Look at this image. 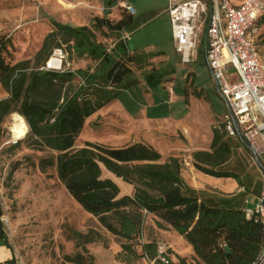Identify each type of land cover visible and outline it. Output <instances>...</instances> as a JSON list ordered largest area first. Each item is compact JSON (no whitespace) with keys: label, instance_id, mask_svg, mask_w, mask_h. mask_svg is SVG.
<instances>
[{"label":"trees","instance_id":"16d2710c","mask_svg":"<svg viewBox=\"0 0 264 264\" xmlns=\"http://www.w3.org/2000/svg\"><path fill=\"white\" fill-rule=\"evenodd\" d=\"M120 16L114 23L96 17L91 26L52 20L54 29L44 37L33 59L14 64L5 61L6 44L0 42V84L8 94L0 99V124L17 112L29 127L27 135L7 149H17L28 138L29 148L55 152L40 159V168H54L73 200L119 238L116 257L121 262L133 264L147 258L157 264H173L169 250L163 254L165 261H161L157 242L140 240L150 215L158 229L172 230L190 245L197 264H253L263 245L261 225L246 218L243 211L249 185L237 172L224 168L231 159L233 145L223 122L212 128L208 150L191 153L192 165L210 176L235 179L244 188L236 195L192 189L180 174L178 157L162 161L159 152L141 142L118 148L89 141L75 145L86 118L135 84L127 64L145 59L142 53H129L126 42L118 41L107 51L96 40L94 30L102 27L128 33L135 29L132 15L123 11ZM62 44L96 62L94 68L60 73L39 70L51 50ZM154 76L161 74L151 72L144 77L147 81L153 77L156 83ZM103 170L131 185V193L121 194L114 180L102 176ZM73 234L84 250L86 244L100 240L99 233L92 229L86 234ZM0 241L10 249L1 219ZM65 258L69 263L84 264L81 253ZM177 258L179 264H185L183 257ZM3 264H15L14 257Z\"/></svg>","mask_w":264,"mask_h":264},{"label":"rangeland","instance_id":"374dc122","mask_svg":"<svg viewBox=\"0 0 264 264\" xmlns=\"http://www.w3.org/2000/svg\"><path fill=\"white\" fill-rule=\"evenodd\" d=\"M161 4L159 0H132L136 11L132 16L135 29L130 33L124 31L129 35L126 47L128 51L142 53L145 59L127 64L135 84L102 108L98 112V120L94 116L87 120L75 145L81 146L87 140L107 147H119L127 142L129 133H132L134 140L136 131L131 121L141 114L142 108L135 104L134 99L141 100L142 96H149L152 91L158 95V101H169L174 116L189 114L192 126L188 125V128L194 141L191 144L188 136L165 123L146 125L140 141L158 150L162 161L169 156L178 157L182 175L190 179L196 171L191 163L190 149L196 143H208L212 128L220 125L223 115L229 111L216 89L205 59L204 46L199 47L194 61L181 63L174 50L169 15L160 11ZM105 7L100 0H0V42L6 44L7 52H3L5 61L14 64L33 59L44 37L54 29L52 20L72 26H91L96 17H102L114 23L115 18L107 17ZM123 11L122 8L116 9L119 15ZM257 30L256 43L264 59V8L257 22ZM94 33L96 40L107 51L120 39L118 31L106 27L95 29ZM203 38L204 35H201ZM62 48L68 53L67 60L72 69H92L96 65L86 55L79 56L68 50L66 44H62ZM151 72L161 74L154 76L156 83L153 77L149 81L144 77ZM7 95L0 84V99ZM191 95L194 97L189 104ZM175 96L177 103L171 102ZM142 101L145 102L144 99ZM122 108L132 114V119L122 116ZM162 109L157 110L160 113ZM151 110L157 113L156 109ZM90 121H94V124H89ZM9 122L11 114L0 124V205L3 229L14 259L20 264H73L67 262L65 257L81 253L84 264H126L116 257L120 250L119 238L105 230L94 216L86 213L73 200L57 179L54 168H40V159L54 156L55 152L29 148L28 138L17 149H7L14 143L10 138ZM230 139L233 153L224 168L237 172L249 185L247 193H253L256 185H261L263 171L254 162L249 149L251 145L242 136L235 135ZM257 155L264 163V154L259 155L258 152ZM102 176L116 181L121 193L129 191L124 182L106 170L102 171ZM90 229L99 233L100 240L86 244L84 250L77 244L73 231L86 234ZM140 240L164 243L173 264H179L178 256L185 259V264H197L192 250L189 252L186 249L185 242L178 240L172 230L158 229L150 215L145 219ZM137 250L140 251V247ZM133 264L157 262L143 258Z\"/></svg>","mask_w":264,"mask_h":264},{"label":"built area","instance_id":"2783aa9c","mask_svg":"<svg viewBox=\"0 0 264 264\" xmlns=\"http://www.w3.org/2000/svg\"><path fill=\"white\" fill-rule=\"evenodd\" d=\"M119 7L134 13L128 3L121 2ZM263 8L264 0H241L238 4L230 0H167L166 5L174 50L181 63L194 61L199 47L204 46L215 86L228 107L229 113L223 115L227 135H237V124L243 139L260 154L264 153V60L254 34ZM118 32L119 41L126 42L129 35ZM67 55L62 47L53 48L39 70L74 72ZM261 182L254 202L245 200L243 207L245 217L259 223L262 230L263 245L253 264H264V172ZM156 247L158 259L165 261L166 245L157 242ZM15 264L20 263L15 259Z\"/></svg>","mask_w":264,"mask_h":264},{"label":"crops","instance_id":"0c3cea01","mask_svg":"<svg viewBox=\"0 0 264 264\" xmlns=\"http://www.w3.org/2000/svg\"><path fill=\"white\" fill-rule=\"evenodd\" d=\"M159 1L162 2V4L159 5L160 11L162 13H166L167 0H159ZM230 1H231L232 4H238L241 0H230ZM100 2H102L106 6L105 7V10L108 11L107 14H106L107 17L108 16H112V18H115V21L119 20L120 17H121L116 12V9L121 8V7H119V3L124 2V3H128L129 5L132 6V0H108L107 2L106 1H103V0H100ZM135 14H136V11L134 9V13L133 14H130V15L133 16ZM67 25H69V24H67ZM70 26H72V25H70ZM77 26H79V25H77ZM134 26H135V21H134ZM257 31L258 30H256V32L254 34L255 41H257L256 40L257 35H258ZM129 53L133 54V53H137V51H135V52L129 51ZM163 86L164 85H162V87ZM150 94H148L149 96H147V95L142 96L141 97V100H139V98L134 99L135 104L138 107H142L141 108V114L139 116H136L135 118H133V120L131 121L133 123V125H134V126H132L134 128L133 130L136 131V133L133 136V137H135V139L132 140V138H131L132 137V133H129V137H128L127 142L124 143L123 145L119 146V147H123V146H127V145H131V144H134V143L141 142L140 139H141V137H143L142 135L144 133L143 131H144L145 126L146 125H150V124H154V123H156V124H164L165 123V124L170 125V128L171 129H175V130L181 131V133H183L186 136H188V138L190 139V142L192 144L194 140H193V137H192V135L190 133V130L188 128L189 126H192V124H191L192 123L191 118L188 116L189 114L187 113L185 115L182 114V115H178V116L176 115V116H174L172 109L169 107V106L172 107V105H168L169 104V101L168 100L167 101H163V100L158 101L159 99L157 98L158 95L156 93L154 94L151 91ZM192 97H194V96L191 95L190 98L188 99V103L189 104L191 103V98ZM142 99H144L145 102H143ZM114 100H112L111 102H113ZM177 101H178V99H177L176 96L175 97H172L171 102H174V103L176 102L177 103ZM111 102H109L108 104H106L104 107H107ZM104 107H102V108H104ZM159 108H161V109L163 108L162 109L163 111H161L160 113L157 110ZM101 109L97 110L95 113H93L88 118H86V120L84 122V125H83V128H84V126L87 123V120L89 118H92L94 116V117H97V118H95V120H98V116H99L98 115L99 114L98 112ZM151 109H156L157 110L156 111L157 113L154 114ZM150 111L152 113H150ZM121 113H122V116L125 117L126 119H132L131 118L132 117L131 116L132 114L130 115V113L128 111H125L123 108H122V112ZM137 115H138V113H137ZM93 122L94 121H90L89 124H94ZM211 138H212V130H211L210 136L208 137V143H206V144L196 143V144H194L192 146L193 149H190V152L191 151L193 152L195 150H208L209 148L207 149L206 147H209L210 146ZM83 142H85V141H83ZM141 143H143V142H141ZM114 148H118V147H114ZM152 148H154V147H152ZM156 151L159 152L158 150H156ZM261 154H264V153H261ZM261 154L259 153V155H261ZM173 157H175V156H173ZM259 159H260V157H259ZM191 163H192V157H191ZM181 168H182V166H181ZM195 170H196L195 173L192 174V176L190 177V179L184 177L182 175V173L180 172V174H181L183 180L185 181V183L189 187H191L192 189H195V190H208V191H214V192H217V193L229 194V195H236V194L244 191V188L242 186H240L237 183V181L235 179H233V178H223V177H215V178H213L214 176L211 178V177L206 176L207 174H204V173L198 171L197 169H195ZM115 178H117V177H115ZM117 179H119V178H117ZM119 180L122 181L121 179H119ZM125 184L128 186L129 191L126 192V193H121V194H130L131 191H132V186L129 185V184H127V183H125ZM261 184H262V182H261ZM256 186L257 187H255V189H256L255 192H253V193H247V195H246L245 200H247L249 203H253L254 200H255V198H256V196L260 192V189H261L260 183L258 185H256ZM244 204H245V201H244ZM175 234L178 236V240H182L183 242H185L184 239L181 236H179L176 232H175ZM185 244H186V249L190 252L191 251L190 245L187 242H185ZM11 257H12V250H11V248L8 249L5 246H1L0 247V264H3V262L5 260L10 259Z\"/></svg>","mask_w":264,"mask_h":264},{"label":"bare ground","instance_id":"6f19581e","mask_svg":"<svg viewBox=\"0 0 264 264\" xmlns=\"http://www.w3.org/2000/svg\"><path fill=\"white\" fill-rule=\"evenodd\" d=\"M10 138L15 142L27 135L29 127L24 117L17 112L11 114Z\"/></svg>","mask_w":264,"mask_h":264},{"label":"water","instance_id":"95a60500","mask_svg":"<svg viewBox=\"0 0 264 264\" xmlns=\"http://www.w3.org/2000/svg\"><path fill=\"white\" fill-rule=\"evenodd\" d=\"M217 89V88H216ZM218 91V90H217ZM234 128H235V131H236V134L238 136H241V132L239 130V127L237 124H234ZM244 140V139H243ZM16 142V141H15ZM249 149L251 150V152L253 153V159H254V162L258 165V167L264 172V163L259 159L258 155H257V152L256 150L252 147V146H249Z\"/></svg>","mask_w":264,"mask_h":264}]
</instances>
